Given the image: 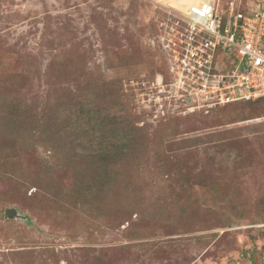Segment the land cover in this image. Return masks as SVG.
I'll list each match as a JSON object with an SVG mask.
<instances>
[{
    "label": "rangeland",
    "instance_id": "rangeland-1",
    "mask_svg": "<svg viewBox=\"0 0 264 264\" xmlns=\"http://www.w3.org/2000/svg\"><path fill=\"white\" fill-rule=\"evenodd\" d=\"M195 3L0 0V264H264V99L158 121L142 103L170 4Z\"/></svg>",
    "mask_w": 264,
    "mask_h": 264
},
{
    "label": "built area",
    "instance_id": "built-area-1",
    "mask_svg": "<svg viewBox=\"0 0 264 264\" xmlns=\"http://www.w3.org/2000/svg\"><path fill=\"white\" fill-rule=\"evenodd\" d=\"M169 7L159 28L167 76L155 79L142 102L153 109L154 120L170 111L207 115L233 103L264 98L260 5L246 14L237 11L234 3L223 11L215 0Z\"/></svg>",
    "mask_w": 264,
    "mask_h": 264
},
{
    "label": "trees",
    "instance_id": "trees-1",
    "mask_svg": "<svg viewBox=\"0 0 264 264\" xmlns=\"http://www.w3.org/2000/svg\"><path fill=\"white\" fill-rule=\"evenodd\" d=\"M263 10H264V8H263ZM237 11L246 14L250 10L248 8H246V9H243V10L238 9ZM88 97H89L88 95H85L82 92L75 99V101H74L73 104H80L79 105L80 107H82V108H85V107L88 108L90 110V113L93 114V115H95V116L96 115H101V108H100L101 105L100 106H97V105L94 104L93 99L91 98L92 95H90L89 98ZM83 98H86V101H84ZM263 99H259V100H255V101H249V103H252V102L253 103H257V102L259 103ZM85 102H87V103H85ZM236 104H238V103H236ZM231 105H234V104H231ZM225 107H223V108H225ZM218 109H222V108H218ZM218 109H215L213 112H215ZM196 114H199L200 116L203 115L202 113H196ZM25 126H26V123H25ZM14 129H16V128H14ZM22 130H23V128H21V130L16 129L17 134L20 133ZM1 131H3V130H1ZM13 135H16V134L13 133ZM134 138L135 137L132 136V139H130V141H128L127 143H124L125 145L119 149V151H118L117 154L113 155L112 157H107V158L104 159V163L105 164H103V165L104 166H107V169L104 168V169L101 170L100 179L98 181V184H100L103 181V179L109 180L112 183L113 182V179H114L113 178V171H114V169L115 168H118L119 167L118 165H120V164L121 165H128L131 162V154H132V152H131L130 148H133L132 147L133 145L134 146H137V143L136 144L134 143L135 142L134 141ZM133 159L135 160V163L136 164L140 165L137 158H134L133 157ZM93 190L94 189L85 192L84 195L89 194Z\"/></svg>",
    "mask_w": 264,
    "mask_h": 264
},
{
    "label": "water",
    "instance_id": "water-1",
    "mask_svg": "<svg viewBox=\"0 0 264 264\" xmlns=\"http://www.w3.org/2000/svg\"><path fill=\"white\" fill-rule=\"evenodd\" d=\"M6 217L9 219H12V218L22 219V217L15 210H8L6 212Z\"/></svg>",
    "mask_w": 264,
    "mask_h": 264
}]
</instances>
